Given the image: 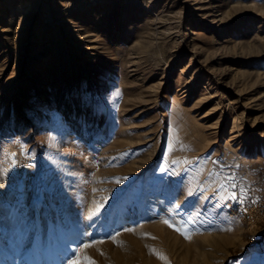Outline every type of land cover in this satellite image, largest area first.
<instances>
[{
    "label": "rangeland",
    "instance_id": "1",
    "mask_svg": "<svg viewBox=\"0 0 264 264\" xmlns=\"http://www.w3.org/2000/svg\"><path fill=\"white\" fill-rule=\"evenodd\" d=\"M70 261L264 264V0H0V264Z\"/></svg>",
    "mask_w": 264,
    "mask_h": 264
},
{
    "label": "snow or ice",
    "instance_id": "2",
    "mask_svg": "<svg viewBox=\"0 0 264 264\" xmlns=\"http://www.w3.org/2000/svg\"><path fill=\"white\" fill-rule=\"evenodd\" d=\"M233 187H235V185H233ZM230 199H236L237 198V196H236V193L235 192H232L231 194H230V197H229ZM166 224L168 223V221L167 220H165L164 221ZM170 227H171V225H169ZM129 231H131V229H129ZM177 231H179V229H177ZM89 245H85V247H88ZM161 258H163V257H161ZM69 264H77V262H72V261H70L69 262ZM90 264H91V262H90Z\"/></svg>",
    "mask_w": 264,
    "mask_h": 264
}]
</instances>
